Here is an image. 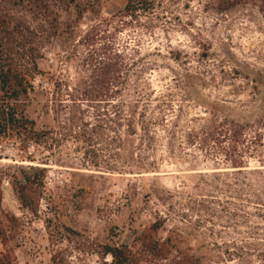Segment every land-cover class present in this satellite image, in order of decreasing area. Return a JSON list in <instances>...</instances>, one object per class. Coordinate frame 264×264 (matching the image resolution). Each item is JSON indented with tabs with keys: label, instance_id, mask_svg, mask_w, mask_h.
<instances>
[{
	"label": "rangeland",
	"instance_id": "1",
	"mask_svg": "<svg viewBox=\"0 0 264 264\" xmlns=\"http://www.w3.org/2000/svg\"><path fill=\"white\" fill-rule=\"evenodd\" d=\"M149 1L153 10L143 13L137 7L139 25L121 31L114 44L119 51H139L137 67L147 69L142 79L152 95L147 111L153 124L152 151L139 145L137 130L132 142L138 150L117 160L122 170L102 173L90 168L91 160L84 159V149L71 138L57 136V146L2 142L1 209L17 222L10 225L6 246H0V263L50 264L53 251H61L66 264H110L103 256L106 247H130L135 237L160 220L154 238L162 242L177 229L184 241L179 249L202 257V264H264V206L214 193L217 185L207 186L198 174L232 171L213 151L205 154L188 142L190 131L214 117L264 119V20L251 7L216 14L209 0ZM125 3L108 0L101 17L116 15ZM93 24L94 19L85 15L82 29ZM62 52L58 42L44 52L38 62L43 77L36 78L25 109L38 130L54 127L57 134L61 131L51 120L53 108H44L42 94L51 76L71 88L76 84V63L65 62ZM79 106L77 114L87 129L96 125L92 105ZM100 120L103 124L106 119ZM261 135L262 148L245 160L250 174L245 183L256 191L264 189V131ZM96 149H103V144ZM106 158L100 155L99 160ZM139 164L154 170L138 172ZM28 167L44 169V176L40 185L26 192V209L16 190L23 185L20 171ZM244 254L249 255L245 263L240 259Z\"/></svg>",
	"mask_w": 264,
	"mask_h": 264
},
{
	"label": "trees",
	"instance_id": "2",
	"mask_svg": "<svg viewBox=\"0 0 264 264\" xmlns=\"http://www.w3.org/2000/svg\"><path fill=\"white\" fill-rule=\"evenodd\" d=\"M107 1L0 0V144L24 140L35 146L49 142L57 146L61 143L55 139L57 136L71 138L77 148L84 149V159L91 160L90 168L102 173L122 170L117 160L122 154L130 156L138 150L132 142L137 130L141 133L139 145L152 151L154 135L150 129L153 124L147 119L152 95L142 79L147 69L137 67L139 51H128L126 47L119 51L114 39L125 28L139 25L137 7L147 13L153 10L154 4L149 0H126L116 15L104 19L101 7ZM209 5L220 15L239 7H251L264 20V0H209ZM85 15H90L94 24L82 29ZM57 42L63 48L62 59L76 63L74 88L51 76L46 81L47 92L42 94L46 101L44 108L48 109L49 105L53 108L51 120L61 131L58 134L54 127L38 130L36 123L25 115L30 96L35 92L34 82L43 77L38 62ZM85 104L92 105L97 113L96 125L89 129L77 114L79 105ZM65 110L70 112L61 116ZM102 116L106 119L103 124L100 123ZM262 131V118L249 122L227 117H214L207 125L190 131V146L205 154L213 151L221 158V164L232 171L199 173V177L208 181L204 184L217 185L212 187L214 193L232 195L233 200L240 203L264 206V189L256 191L245 183L249 182L250 175L245 160L256 156L262 148ZM100 144L103 149H96ZM100 155L107 157L106 160H99ZM147 166L139 164L135 168L138 172L154 170L152 165ZM43 170L28 167L27 171H20L23 185L16 190L17 199L26 209L29 205L25 194L41 184ZM253 172V175H263V172ZM1 183L0 178V246L5 247L12 231L10 225L17 221L1 209ZM160 224L158 220L144 229L130 247H106L103 256L109 257L110 264H202V257L195 258L187 250L179 249L184 241L177 229H171L164 241H157L154 236ZM248 258V254L240 257L244 263ZM50 264H66L61 251H53Z\"/></svg>",
	"mask_w": 264,
	"mask_h": 264
}]
</instances>
